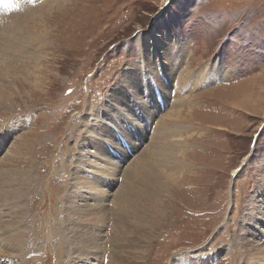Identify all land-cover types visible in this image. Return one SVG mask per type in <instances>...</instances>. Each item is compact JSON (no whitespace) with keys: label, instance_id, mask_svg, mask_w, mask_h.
Segmentation results:
<instances>
[{"label":"rangeland","instance_id":"obj_1","mask_svg":"<svg viewBox=\"0 0 264 264\" xmlns=\"http://www.w3.org/2000/svg\"><path fill=\"white\" fill-rule=\"evenodd\" d=\"M15 2L10 14H0V169L21 163L29 176L19 203L23 256L6 251L0 264L99 263L73 246L70 228L81 222L100 224L108 239L111 231L122 239L121 264H264V0ZM154 39L158 51L150 43L140 52ZM172 47L182 48L193 76L212 64L226 75L186 94L193 111L189 117L182 106L181 132L191 130L183 143L190 148L179 162L192 167L174 170L173 181L160 176L164 188L154 201L162 216L149 220L144 234H122L109 218L87 216L85 205L105 193L104 210L115 209V195L125 189L121 177L147 149L152 130L146 127L135 151L106 140L126 153L120 162L112 154L119 167L114 178L95 166L96 150L86 143L90 130L101 136L106 113L114 109L104 96L124 73L146 72L158 53H174ZM147 53L156 56L144 69L140 60ZM167 109L164 103L152 122ZM75 176L100 183L91 191L76 185Z\"/></svg>","mask_w":264,"mask_h":264},{"label":"bare ground","instance_id":"obj_2","mask_svg":"<svg viewBox=\"0 0 264 264\" xmlns=\"http://www.w3.org/2000/svg\"><path fill=\"white\" fill-rule=\"evenodd\" d=\"M14 2L15 0H0V14L1 12L11 13ZM146 37L148 38V36ZM158 40L159 39L156 41L154 39L152 41L153 43L149 41L144 42L141 44L142 47L140 52L142 51V53H144L142 48L150 43L153 47V51H155V49L158 51L159 47L156 48V45L160 43ZM7 47V43L4 42L1 48L5 51ZM172 48L174 53H164L163 57H160L158 53L155 66L151 64L152 68H148L146 72H134L136 68H134L135 70L129 68V72L124 73L121 80L119 79L114 88L104 96V102L111 103L114 106V109L106 113L108 114L107 118L103 121V125L99 129L101 136H98L97 133H93L90 130V139L88 140L89 142L86 143L96 150V156L99 160L96 161L95 166L98 165L104 167V169L111 170L114 178L117 176L119 167L114 163L112 154L114 158H117L120 162L121 159H125L126 153L121 150V153H119L118 150L107 144L108 142L106 140L109 138L114 144L118 143L116 146L117 149L123 148L127 150L128 148L130 149L131 146L135 151L138 143L146 133V127L149 128V130H152L150 133V142L146 146L147 149L139 154L137 158L135 157L137 160L132 163L131 167H128L121 177L122 183L120 186H124L125 189L124 192L120 189L116 193L113 201L115 209H111L112 212L109 213L108 211L106 213V210H104L103 202L105 199L103 194L105 193H97V196L94 195V202L85 205L88 210H90L87 216L92 212H96V222L98 220H107L109 218V220L113 221V228H115L117 224L120 226L122 234H127L130 230L133 234L136 232L144 234L147 229L146 226L152 225V222L150 221L154 220L156 217L162 216V209H158L156 207V201H154L156 196L161 194L162 189L164 188L163 183H165V181L162 182L161 180L164 179V177L159 179L160 176H165L166 174L165 180L171 179L173 181L171 176L174 175V170V173L182 174L183 172L190 171L192 167L190 166V163L185 162V160H182L181 163L179 162V158L181 156H186L185 153L190 148L187 144L184 146L183 143L188 141L187 135L191 130L187 128L186 131L183 130L181 132V130L184 129L181 117L185 115L181 116V114H183L181 111L182 106L183 108H189L187 111L189 117L193 111L190 110V108H193V105L189 100V96L186 94L195 87H202L213 80H221L226 75L220 70L218 64H210L211 67L209 66V68L203 67L204 72H196L197 75L193 76V73L187 69V63H185L184 59L185 55L179 51L182 48ZM152 55L156 56L155 53H147L145 58H141L140 63L143 64L144 69H146L145 67H147L148 63V65H150V62L147 60H150ZM178 64H185L186 69H183L180 72H175L174 68H178ZM137 70L140 71L141 68H138L137 66ZM196 73L194 72V74ZM122 88H125L130 94V97H127V99L124 95V91H121ZM187 88L189 89L187 90ZM170 98L173 99L170 100ZM152 99L155 101L151 104ZM164 103H167L168 109L157 118L159 119L157 122H154V120L152 122V118L156 115L154 112H158V114L161 113L160 110L161 107L164 106ZM104 108V105H102L98 109L96 118H101ZM110 120L113 121L112 123H115L114 126L110 125ZM143 123H145L144 127H142ZM154 124L156 125L154 126ZM102 136L106 139H103ZM114 139H116V141ZM100 159L101 162H99ZM98 162L99 164H97ZM19 164L21 165V163ZM20 165L17 166L16 163L15 165L9 164L7 167L5 166V169H0V205H2L1 208L5 209L3 213L4 215L0 214V242L3 248L0 252V258L4 257L3 255L6 251L22 256L24 252V224L21 219L22 210L20 209L19 203L22 200L21 194L24 185L23 183L26 182L29 176V171H27L28 169L21 168ZM91 171L95 173V170ZM75 179L76 185L88 187L91 191L96 184L98 185V183H100L93 176L92 179L90 177L85 178L84 176H75ZM75 189L76 188L72 186L71 191ZM141 198L144 199L142 204H140ZM3 217H11L13 220H4L2 219ZM83 225V222H81L70 228L72 229V232L75 233V235L71 236L73 246L76 248L75 250L82 251L83 253L92 252L95 259L98 260L101 258V261L98 260L100 262L97 264H103V262L104 264L125 263V260H122L121 255V248L123 246L122 239L120 240L115 235H112L115 234L112 233L113 231H111L110 239H108V236L106 235L107 230L105 231L104 227L100 224L98 226L91 225L90 227ZM70 229H66V232ZM116 234L118 233L116 232ZM107 240H109L108 247ZM105 255L106 262L103 261ZM8 259L10 260L11 258L8 257ZM183 264L189 263L184 261Z\"/></svg>","mask_w":264,"mask_h":264},{"label":"water","instance_id":"obj_3","mask_svg":"<svg viewBox=\"0 0 264 264\" xmlns=\"http://www.w3.org/2000/svg\"><path fill=\"white\" fill-rule=\"evenodd\" d=\"M239 171V170H238Z\"/></svg>","mask_w":264,"mask_h":264}]
</instances>
